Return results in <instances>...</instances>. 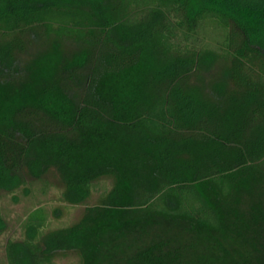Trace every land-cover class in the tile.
<instances>
[{
  "label": "trees",
  "instance_id": "trees-1",
  "mask_svg": "<svg viewBox=\"0 0 264 264\" xmlns=\"http://www.w3.org/2000/svg\"><path fill=\"white\" fill-rule=\"evenodd\" d=\"M50 171L113 183L8 264H264V0H0V198Z\"/></svg>",
  "mask_w": 264,
  "mask_h": 264
},
{
  "label": "rangeland",
  "instance_id": "rangeland-1",
  "mask_svg": "<svg viewBox=\"0 0 264 264\" xmlns=\"http://www.w3.org/2000/svg\"><path fill=\"white\" fill-rule=\"evenodd\" d=\"M33 48V47H31ZM34 50V48L32 49ZM25 56L29 53H24ZM46 180H31L27 188H19L14 192H3L0 198V212L6 221V228L0 234V264H8L6 256V244L8 240H20L25 234L24 223L31 210L42 206L49 217V229L58 228L76 221L86 205L100 202L101 196L113 183L111 177L97 181L96 190L85 204L72 205L61 199L62 182L58 174L50 171ZM59 209L56 215L55 210ZM52 264H79V257L72 252L60 254L54 258Z\"/></svg>",
  "mask_w": 264,
  "mask_h": 264
}]
</instances>
